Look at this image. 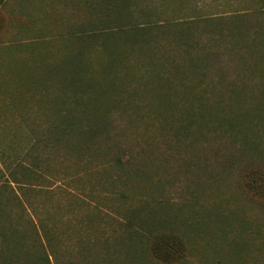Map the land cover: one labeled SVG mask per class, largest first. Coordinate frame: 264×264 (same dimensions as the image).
I'll return each instance as SVG.
<instances>
[{
	"label": "rangeland",
	"instance_id": "374dc122",
	"mask_svg": "<svg viewBox=\"0 0 264 264\" xmlns=\"http://www.w3.org/2000/svg\"><path fill=\"white\" fill-rule=\"evenodd\" d=\"M255 165L264 0H0L11 243L51 264H264ZM162 230L179 257L145 250Z\"/></svg>",
	"mask_w": 264,
	"mask_h": 264
},
{
	"label": "trees",
	"instance_id": "16d2710c",
	"mask_svg": "<svg viewBox=\"0 0 264 264\" xmlns=\"http://www.w3.org/2000/svg\"><path fill=\"white\" fill-rule=\"evenodd\" d=\"M94 131H96V129L92 127L90 132ZM19 166L21 167V165ZM242 170L243 172L241 173V176L244 178L249 190L255 191L257 188L256 183L258 181L264 183V171L260 167H257V165L252 167L248 172L245 168ZM22 174L24 178H19L21 180H25L30 176L27 172ZM12 181L3 182L2 184L0 183V195H2L3 191L7 193L9 192L8 198L11 197V199L14 198L20 200L17 192L13 191L14 189L11 184ZM7 186L9 188H7ZM1 198L2 197H0V232L3 235V238H0V264H51L49 255L37 254V250L34 248L29 249L27 246L11 243L12 241L10 240L8 229L12 225V222L10 223L4 218ZM148 235L144 248L158 260L168 261L173 256L179 257L180 250L185 248L183 239L177 232L162 230L160 232L155 231L151 233L150 231V234Z\"/></svg>",
	"mask_w": 264,
	"mask_h": 264
}]
</instances>
